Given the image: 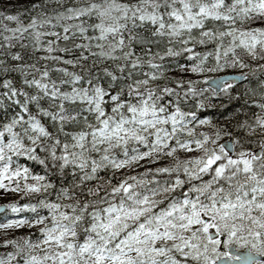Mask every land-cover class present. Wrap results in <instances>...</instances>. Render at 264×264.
Segmentation results:
<instances>
[{"label": "snow or ice", "instance_id": "6c2138e0", "mask_svg": "<svg viewBox=\"0 0 264 264\" xmlns=\"http://www.w3.org/2000/svg\"><path fill=\"white\" fill-rule=\"evenodd\" d=\"M0 199V264H264V0H0Z\"/></svg>", "mask_w": 264, "mask_h": 264}, {"label": "trees", "instance_id": "16d2710c", "mask_svg": "<svg viewBox=\"0 0 264 264\" xmlns=\"http://www.w3.org/2000/svg\"><path fill=\"white\" fill-rule=\"evenodd\" d=\"M13 198H14V197L11 196V195L8 197V199H13ZM3 202H4V200H3V199H0V204H2ZM24 231H27V230H24Z\"/></svg>", "mask_w": 264, "mask_h": 264}, {"label": "rangeland", "instance_id": "374dc122", "mask_svg": "<svg viewBox=\"0 0 264 264\" xmlns=\"http://www.w3.org/2000/svg\"><path fill=\"white\" fill-rule=\"evenodd\" d=\"M4 202H5V200H4ZM4 202H3V203H4Z\"/></svg>", "mask_w": 264, "mask_h": 264}, {"label": "water", "instance_id": "95a60500", "mask_svg": "<svg viewBox=\"0 0 264 264\" xmlns=\"http://www.w3.org/2000/svg\"><path fill=\"white\" fill-rule=\"evenodd\" d=\"M234 251H236V250L234 249Z\"/></svg>", "mask_w": 264, "mask_h": 264}]
</instances>
